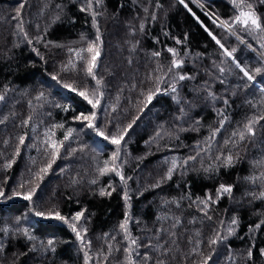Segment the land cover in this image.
Returning <instances> with one entry per match:
<instances>
[{"label": "trees", "instance_id": "trees-1", "mask_svg": "<svg viewBox=\"0 0 264 264\" xmlns=\"http://www.w3.org/2000/svg\"><path fill=\"white\" fill-rule=\"evenodd\" d=\"M237 1L0 0V264H264V92L209 33L264 85Z\"/></svg>", "mask_w": 264, "mask_h": 264}, {"label": "snow or ice", "instance_id": "snow-or-ice-1", "mask_svg": "<svg viewBox=\"0 0 264 264\" xmlns=\"http://www.w3.org/2000/svg\"><path fill=\"white\" fill-rule=\"evenodd\" d=\"M180 2H181V3H184V0H180ZM236 22L242 24V25L245 27V29H247V28L249 27V25H251V26H254L256 29H259V30H261V31H264V28H261V24H260V22L258 21V19H257V18H256L251 12H244V11H241V12L239 13V15L236 17ZM210 35H211V33H210ZM213 39H215V37H213ZM216 42H217L218 44L220 43V41H218V40H217ZM220 47H221V48H224V46H223L222 44L220 45ZM262 47H264V45H262ZM90 50H91V49H90ZM169 51H172V50L169 49ZM232 51H235V49H233ZM224 54H225L226 56H229V57L232 56V52L229 51V50L226 49V48L224 49ZM156 55H158V53H156ZM98 56H99V52L97 51V52H96V55L92 57V67H95V61H96V58H97ZM174 66H175V67H179V66H180L179 62H174ZM92 67H90V68L88 69L89 73L92 72ZM236 67L239 68V70L243 73L244 77H246L247 80H249V81H253V80L255 79V76L252 75V74L250 73V71H249L246 67L241 66L239 63H236ZM224 71H225V70H224L223 68L220 69V72H221V73H223ZM254 71H255L256 74H260L261 71H262V69H261V68H256ZM179 79H180V80H183V79H185V77H184V76H180ZM97 83H99V81H98ZM171 90H172L173 92L176 91V89H175L174 86L172 87ZM81 95H84V93H81ZM0 99H3V97H0ZM85 99H88V97H87L86 95H85ZM151 99H152V96L150 95V96L148 97V100L151 101ZM88 102H89L90 104H92L93 108H95V107L99 104V100H96L95 103H93V101L89 99ZM83 118H84L85 120H89L88 127H90V128H95V124L92 123V120L95 119V113H93L91 119H90L89 117H87V116H84ZM248 131H249L250 133L252 132V129H251L250 126H249V128H248ZM97 134H98V135H101V136H104V133H103V132H99V131H98ZM253 134H254V133H253ZM240 136H241V139L244 138L243 133H241ZM104 138H105V139H109L108 136H104ZM65 139H67V137H65ZM122 139H123L122 136H121L120 138H117V137L113 136V137H111V142H112L113 144H117V145H119ZM21 142L23 143V139L21 140ZM53 147H55V145H53ZM229 160H231V157H229ZM50 166H51V165H49V167H50ZM169 178H170V175H169ZM220 188H221L224 192H231V191H232L231 186L221 185ZM3 195H4V193L0 192V196H3ZM261 195L264 196V193H262ZM23 198H24L25 200H30V199L32 198V194H31V193H28L27 195H24ZM36 215L40 216V215H43V214L37 212ZM57 218L59 219V218H61V217H59V216L57 215ZM77 218H79V214H78ZM233 222L235 223V221H233ZM121 227H124V225H121ZM73 230L75 231V228H73ZM25 234L27 235V233H25ZM77 237L80 238V237H79V233H77ZM31 238H32V237H29V239H31ZM211 242H212V243H216V240L213 239ZM48 243L51 244L52 241H49ZM132 243L135 244L136 241H133ZM203 264H207V260H205V261L203 262Z\"/></svg>", "mask_w": 264, "mask_h": 264}, {"label": "rangeland", "instance_id": "rangeland-1", "mask_svg": "<svg viewBox=\"0 0 264 264\" xmlns=\"http://www.w3.org/2000/svg\"><path fill=\"white\" fill-rule=\"evenodd\" d=\"M185 2H186V0H184V4H185ZM232 3H236L237 5H238V1L237 0H232ZM243 11V10H242ZM244 12H250V11H244ZM252 13V12H251ZM253 14V13H252ZM254 15V14H253ZM255 16V15H254ZM233 17V16H232ZM232 17H231V20H232ZM256 17V16H255ZM257 18V17H256ZM235 19V18H234ZM249 26H251V25H249ZM209 33H211V36L212 37H215V39H216V41L218 40L217 38H216V36L212 33V32H210L209 31ZM219 41V40H218ZM223 45L224 46V48H221L220 47V45ZM219 47L221 48V50L224 52V49L226 48V49H228L222 42H220L219 44ZM229 50V49H228ZM98 51V48L96 47V49H95V51H94V54H93V56H95L96 55V52ZM99 52V51H98ZM183 52H181V54H182ZM225 55V54H224ZM92 56V57H93ZM183 56V55H182ZM184 57V56H183ZM228 58H230L233 62H234V64H236V63H239L238 62V60L236 59V58H234V56L232 55L231 57H229V56H227ZM97 59V58H96ZM91 65H92V63H91ZM251 82H253L254 84H256L263 92H264V85L262 84V83H260L259 81H257L256 79H254L253 81H251ZM96 92L94 91L93 92V94L90 96H88V98L90 99V100H95L96 99ZM94 150H96V152H97V154H99V152H98V150L96 149V148H94ZM118 162H119V160H118V154L117 153H113L112 155H111V157H110V161L108 162V161H106V168H107V170L108 171H113V173H114V171H118V169H119V166H118ZM73 228H75V231H77V233H79V239H80V241H82V233H81V231L79 230V228H78V226L76 225L75 227H73Z\"/></svg>", "mask_w": 264, "mask_h": 264}]
</instances>
